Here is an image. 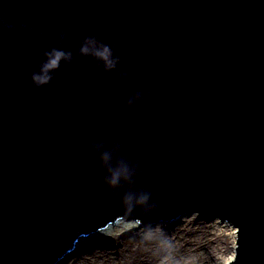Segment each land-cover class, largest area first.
<instances>
[{
	"label": "water",
	"instance_id": "95a60500",
	"mask_svg": "<svg viewBox=\"0 0 264 264\" xmlns=\"http://www.w3.org/2000/svg\"><path fill=\"white\" fill-rule=\"evenodd\" d=\"M3 5L10 23L33 32L0 31V264H50L117 218L150 225L186 211L237 226L224 264H264V0ZM63 29L71 39L58 42ZM85 35L115 46L113 72L75 55ZM50 47L75 58L35 87L29 74ZM146 78L151 97L125 109ZM173 120L197 134L165 156ZM89 136L119 140L138 158L137 186L154 208L122 207L76 147Z\"/></svg>",
	"mask_w": 264,
	"mask_h": 264
},
{
	"label": "clouds",
	"instance_id": "9594fccd",
	"mask_svg": "<svg viewBox=\"0 0 264 264\" xmlns=\"http://www.w3.org/2000/svg\"><path fill=\"white\" fill-rule=\"evenodd\" d=\"M3 0H0V8H2ZM23 32L31 35L33 28L23 22L10 23L7 13L0 11V31L3 30ZM40 39L46 38V33H39ZM71 39V33L67 29L60 30L56 34L58 42H64ZM41 60L39 64L30 72L29 78L35 87H42L49 84L56 70L61 64H70L74 57L73 50L61 47H50L39 53ZM75 55L90 58L95 67L102 73H110L116 69L120 61V56L115 51L113 44L105 42L98 35H85L75 48ZM129 77L128 73H115L117 82L126 81ZM115 90V89H113ZM152 95V80L146 78L144 83L131 94L123 99L122 106L125 109H133L137 105L146 102ZM194 129L181 125L175 120L169 132L168 140L164 145V155H172L178 146L189 143L191 137L196 135ZM103 136H107L105 131ZM78 150L87 153L88 158L93 166L99 165L98 174L103 185L119 199L120 204L126 211L140 207L144 211L151 210L155 207L151 201V193L137 186V178L144 173V169L138 158L133 157L126 150L119 140H113L110 145L106 146V142L96 136H89L77 146ZM141 239L146 242H154L156 244L155 254L165 261L172 257L173 245L167 239L163 228L159 224L146 225L141 232Z\"/></svg>",
	"mask_w": 264,
	"mask_h": 264
},
{
	"label": "bare ground",
	"instance_id": "6f19581e",
	"mask_svg": "<svg viewBox=\"0 0 264 264\" xmlns=\"http://www.w3.org/2000/svg\"><path fill=\"white\" fill-rule=\"evenodd\" d=\"M194 223L196 222L192 219L181 222L179 225L173 227L171 225L162 226L165 235L172 239L173 244L171 263L168 260L166 264H174L175 262L190 264L194 260L195 264L215 263V257L199 249L201 243L198 237L194 239L193 246L195 249L193 248L192 251V248H188L187 245L190 239L186 237V234ZM199 225L203 230L205 228L208 229L205 224ZM217 227L219 231L224 228L222 232L227 230L231 238L230 253L223 259L225 263L233 257L235 226L221 225ZM134 230H136V227L131 226L130 228L127 224L121 222L119 225L110 228L112 232L110 233L109 231L110 234H102L101 232L93 234V236H89L91 239L87 240L86 244L83 245V251H79L82 247L79 248L77 246L79 250L75 247L68 254L69 256H73L69 262H64V264H89L90 261L91 264H163L162 258L155 254L156 244L154 242L143 241L139 231ZM216 239L218 240V237Z\"/></svg>",
	"mask_w": 264,
	"mask_h": 264
},
{
	"label": "rangeland",
	"instance_id": "374dc122",
	"mask_svg": "<svg viewBox=\"0 0 264 264\" xmlns=\"http://www.w3.org/2000/svg\"><path fill=\"white\" fill-rule=\"evenodd\" d=\"M192 219H194V221L196 223H194V225H192L190 227L189 231L187 230L188 232L186 231L187 232L186 237L190 239L189 243L187 245L188 248H190V249L192 248V251H193V248L195 249V247L193 246L194 245V239H196L198 237L199 241L201 243L199 245V249H201L204 252H207L208 254H211L213 257H215L216 261L214 264H223L224 263V261H223L224 257L226 255H229V253H230L231 238H230L227 230L222 232V230H224V228H222L219 231V228L217 226L230 225V224H228L226 222H222L221 220H218V219H213V218H210L207 216H203V215H199V214H195V213H191V212L186 211L185 213L180 214L179 216L174 217L173 219H170V220L157 219L156 221H154V224H150V225L159 224L161 227L163 225H165L164 227L171 225L173 227L175 225L176 226L179 225L181 222H185L187 220H192ZM121 222H123V224H127L130 228H131V226L136 227V230H134V231H139L140 234L142 232V229L146 226V225H142V224H140L134 220L116 219L113 222V224H107L105 227H103V230L91 231V236H93V234L100 233V232L102 234H108L110 231V228L112 226L119 225V223H121ZM199 224H205L208 229L205 228L203 230ZM113 232H115V231H113ZM110 233H112V232L110 231ZM217 237H218V240L216 239ZM89 239H91L89 236L77 239L75 241L76 249L78 248L77 246H79V248L82 247L80 250L77 249V250L82 252L83 251L82 250L83 245L86 244L87 240H89ZM167 239L170 240L172 243V239H170L169 237H167ZM78 252H77V254H78ZM198 253H200V252H198ZM72 256L67 255L66 259H63L60 264H64V262H69V260L71 259ZM197 260H202V259H197ZM194 261L191 262L190 264H195ZM169 262L171 263V260H169ZM162 263L166 264L167 261L162 259ZM89 264H91V261L89 262ZM174 264H183V263L175 262Z\"/></svg>",
	"mask_w": 264,
	"mask_h": 264
}]
</instances>
